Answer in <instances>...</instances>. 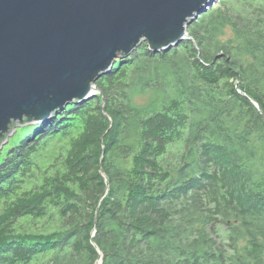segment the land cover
Returning <instances> with one entry per match:
<instances>
[{
	"label": "trees",
	"instance_id": "16d2710c",
	"mask_svg": "<svg viewBox=\"0 0 264 264\" xmlns=\"http://www.w3.org/2000/svg\"><path fill=\"white\" fill-rule=\"evenodd\" d=\"M217 1L191 38L143 43L102 94L17 127L0 264H95L94 243L103 264H264V0Z\"/></svg>",
	"mask_w": 264,
	"mask_h": 264
},
{
	"label": "water",
	"instance_id": "95a60500",
	"mask_svg": "<svg viewBox=\"0 0 264 264\" xmlns=\"http://www.w3.org/2000/svg\"><path fill=\"white\" fill-rule=\"evenodd\" d=\"M216 1L0 0V150L17 125L102 94L97 80L143 43L159 52L191 38Z\"/></svg>",
	"mask_w": 264,
	"mask_h": 264
},
{
	"label": "rangeland",
	"instance_id": "374dc122",
	"mask_svg": "<svg viewBox=\"0 0 264 264\" xmlns=\"http://www.w3.org/2000/svg\"><path fill=\"white\" fill-rule=\"evenodd\" d=\"M250 1H253V0H250ZM254 1H256V0H254ZM217 2H218V1H216L215 4H217ZM215 4H214V5H215ZM220 38H221L223 41H228V40H230V39H234V38H235V34H234L232 28L227 27V28L225 29V32L220 36ZM98 94H99V93H98ZM96 95H97V94H96ZM96 95H95V96H96ZM95 96H94V97H95ZM139 101H140V100H139ZM141 101H143V99H142ZM141 101H140V103H141ZM18 126H19V125L16 126L14 132L16 131V129H17ZM10 136H11V135H10ZM10 136H9L8 140H7L3 145H5V144L9 141ZM56 149H57V146L53 145V146L50 148V150L48 151V153L56 152ZM173 150H174V153H177V151H178V150H177V145L173 147ZM0 213H1V208H0Z\"/></svg>",
	"mask_w": 264,
	"mask_h": 264
},
{
	"label": "bare ground",
	"instance_id": "6f19581e",
	"mask_svg": "<svg viewBox=\"0 0 264 264\" xmlns=\"http://www.w3.org/2000/svg\"><path fill=\"white\" fill-rule=\"evenodd\" d=\"M98 261H99V264H101V259H99Z\"/></svg>",
	"mask_w": 264,
	"mask_h": 264
}]
</instances>
